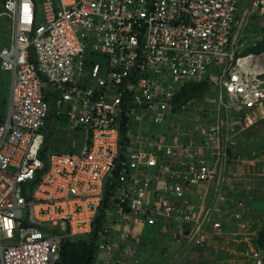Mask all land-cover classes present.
Returning <instances> with one entry per match:
<instances>
[{
  "label": "built area",
  "instance_id": "2783aa9c",
  "mask_svg": "<svg viewBox=\"0 0 264 264\" xmlns=\"http://www.w3.org/2000/svg\"><path fill=\"white\" fill-rule=\"evenodd\" d=\"M253 13L264 0H5L0 264H63V243L97 226L94 264H147L142 249L163 242L179 248L173 262L232 224L247 232L227 186L236 135L264 117V52L236 48ZM199 84L215 108L180 101ZM63 118L80 139L45 152Z\"/></svg>",
  "mask_w": 264,
  "mask_h": 264
},
{
  "label": "rangeland",
  "instance_id": "374dc122",
  "mask_svg": "<svg viewBox=\"0 0 264 264\" xmlns=\"http://www.w3.org/2000/svg\"><path fill=\"white\" fill-rule=\"evenodd\" d=\"M5 0H0V15L3 11V4ZM39 15L42 16L41 9L38 10ZM242 10H240L241 19ZM237 51L239 55L248 54H261L264 52V15L259 13H253L249 17H246L243 22V26L238 31L237 36ZM10 32L7 21L0 17V46H6L9 43ZM12 75L9 71L0 68V122L3 121L8 112L10 93L12 86ZM208 87V86H207ZM214 94L213 90L209 87L204 89H198L196 92H190L187 100H196L197 104L203 108L209 109L215 108V104L208 102L209 97ZM53 119V118H52ZM261 122V121H260ZM56 127V128H55ZM45 135H50L53 142L52 150L58 152H66L70 149V140L78 137V133L71 130L69 127V121L65 118L60 119L58 123H49V128L45 130ZM80 139V137H78ZM256 164L255 168H258ZM254 173L257 174L255 171ZM264 181V176L256 177ZM258 188V187H257ZM264 191V190H262ZM262 205L255 209V205L250 203V210L254 211L246 212L247 221H249L250 227L247 232H240L239 227L232 224L229 228L228 236L226 240H220L218 242L211 243L208 247L189 250L186 248L182 250L183 257L179 264H254L249 252L252 248H257L262 256V264H264V246L260 243V236L264 234V194L261 197ZM146 238L151 236L146 232ZM152 245V246H151ZM150 248H143L144 261L147 264H172L171 257L174 256V245L172 243L161 244L152 243ZM162 245L167 247V253L162 254L160 249ZM176 246V245H175ZM188 251V254L185 253ZM149 252L148 258L147 254ZM192 252V254H190ZM188 256V257H187ZM147 258V259H146ZM178 264V263H177Z\"/></svg>",
  "mask_w": 264,
  "mask_h": 264
},
{
  "label": "crops",
  "instance_id": "0c3cea01",
  "mask_svg": "<svg viewBox=\"0 0 264 264\" xmlns=\"http://www.w3.org/2000/svg\"><path fill=\"white\" fill-rule=\"evenodd\" d=\"M3 47V46H0ZM260 114V112H258ZM264 116V108L263 115ZM261 121V122H260ZM253 128L242 131L236 135L235 145L233 150L235 152V157L241 160V163L231 164L229 166L230 169V181L228 182L227 191L232 200L243 201L245 204V210L254 211L257 207H261L262 201L261 197H263L264 191L259 188H256L252 191H247L244 188V183L247 180V177L250 175H254L255 177L264 176V169L262 165H258L256 169V164L264 163V117L260 120ZM58 152V151H57ZM255 161V166H249L248 162ZM257 172L254 173V172ZM250 203L254 204L255 209L250 210ZM167 244L168 242H163ZM163 247L167 248L165 245ZM206 248V247H205ZM179 248L174 245V255L179 251ZM202 248H189V250H197ZM160 250V249H158ZM168 250V249H167ZM188 254V251L185 255ZM192 254V252L190 253ZM148 258L152 259V256H149V252L147 254ZM183 257V253L181 252V257L176 261L171 262L172 264H179ZM188 257V256H187ZM147 259V258H146ZM171 261V260H170Z\"/></svg>",
  "mask_w": 264,
  "mask_h": 264
},
{
  "label": "trees",
  "instance_id": "16d2710c",
  "mask_svg": "<svg viewBox=\"0 0 264 264\" xmlns=\"http://www.w3.org/2000/svg\"><path fill=\"white\" fill-rule=\"evenodd\" d=\"M208 88L206 84L192 85L184 89V93L180 97V101L186 102L190 92H196L198 89ZM50 121V118H49ZM48 121V122H49ZM52 140L50 135L45 138L44 150L45 152L52 150ZM100 224V220L98 221ZM97 229L88 237H78L74 241H65L62 246V261L63 264H94L96 253V238ZM260 243L264 246V234L260 236Z\"/></svg>",
  "mask_w": 264,
  "mask_h": 264
}]
</instances>
